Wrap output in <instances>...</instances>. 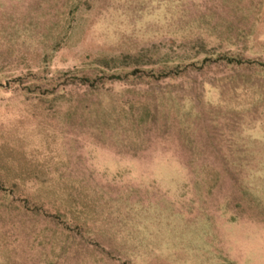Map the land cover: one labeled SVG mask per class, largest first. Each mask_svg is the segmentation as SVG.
Instances as JSON below:
<instances>
[{
  "label": "rangeland",
  "instance_id": "rangeland-1",
  "mask_svg": "<svg viewBox=\"0 0 264 264\" xmlns=\"http://www.w3.org/2000/svg\"><path fill=\"white\" fill-rule=\"evenodd\" d=\"M0 264H264V0H0Z\"/></svg>",
  "mask_w": 264,
  "mask_h": 264
}]
</instances>
